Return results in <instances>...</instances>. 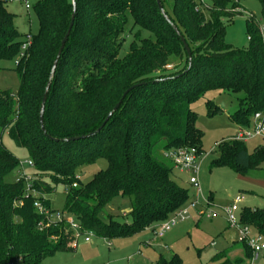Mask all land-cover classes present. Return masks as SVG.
<instances>
[{"label":"trees","instance_id":"16d2710c","mask_svg":"<svg viewBox=\"0 0 264 264\" xmlns=\"http://www.w3.org/2000/svg\"><path fill=\"white\" fill-rule=\"evenodd\" d=\"M7 1L0 0V59L18 56L24 39ZM196 1L173 0L169 9L160 0L188 44V64L179 35L156 0H75L74 22L44 105L43 132L41 97L72 6L71 0H33L38 29L16 61L19 89L0 90V264H41L55 252L74 249L65 221L44 226V216L33 206L37 198L54 211L43 197L52 184L65 187L64 211L98 237L131 236L159 224L188 201L187 190L176 182L174 167L161 150L192 146L201 152V132L190 102L207 89L239 94L229 117L243 126L264 108V0H257L261 28L251 16L247 19L248 46L241 49L224 43L223 18L241 14L229 13V0H203L206 16L202 8L195 9ZM141 31L148 34L140 36ZM128 35L133 39L123 49ZM135 83L141 84L124 96L94 135L52 139L95 131ZM206 104L210 115L221 111L210 100ZM5 131L27 151L33 168L30 185L39 196L26 193L23 178L4 180L19 163L2 143ZM97 158L106 167L79 181L77 168ZM263 160V147L248 153L242 141L229 140L220 144L214 165L240 171L257 168ZM117 196L130 200L129 222L101 218L104 206ZM239 215L264 237V207H242Z\"/></svg>","mask_w":264,"mask_h":264},{"label":"rangeland","instance_id":"374dc122","mask_svg":"<svg viewBox=\"0 0 264 264\" xmlns=\"http://www.w3.org/2000/svg\"><path fill=\"white\" fill-rule=\"evenodd\" d=\"M24 1L28 8H25ZM166 1L170 9L173 0ZM32 2L33 0H8L5 4L6 9L15 15V24L23 38L24 34H35L38 29ZM196 3L205 11L206 16L207 12L203 9L205 5L199 0ZM208 4L210 5L209 1ZM226 9L229 13L241 14L223 18L224 43L236 49L246 48L247 19L251 16L261 28L258 1L229 0ZM147 34L148 32L141 31L140 36ZM131 39V35L126 37L123 49ZM17 59V55L11 59H0V90L9 89L13 93L18 91L19 77L15 70ZM237 96L239 94L207 89L203 95L190 102V108L195 114V125L201 132L202 154L199 158L198 187L188 184L186 173L175 168L172 172L176 182L187 190L188 201L182 206L187 208L186 218L166 229L161 236L155 234L158 231L156 225H150L131 236L109 239L98 237L94 233H82L76 237L74 249L55 252L42 259L41 264H222L224 259L215 258L216 254L236 238L235 229L228 224L222 209L240 194L244 198L239 205L264 207V160L257 168H244L240 171L228 165H214L220 156V144L232 140L237 132L238 125L229 117V113L237 108ZM208 100L218 105L221 111L210 115L206 104ZM1 139L6 149L19 161L18 166L5 175L4 180L13 182L22 173L30 175L33 168L27 164L30 160L27 151L16 146L6 131L2 133ZM243 143L248 153H252L258 147L264 148V136H253ZM106 165L103 158H97L79 166L76 175L79 181L86 182ZM64 188L60 183L52 184V190L44 193L43 197L49 201L50 209L62 213L63 219L68 221L72 216L64 211ZM190 202L195 203V208L188 207ZM130 209L129 198L117 196L104 206L101 218L107 220L110 217L120 223L129 222ZM207 213L216 215L208 217ZM253 234L252 232L251 235ZM84 236L89 237L88 242L84 241ZM212 242L214 245H211Z\"/></svg>","mask_w":264,"mask_h":264},{"label":"built area","instance_id":"2783aa9c","mask_svg":"<svg viewBox=\"0 0 264 264\" xmlns=\"http://www.w3.org/2000/svg\"><path fill=\"white\" fill-rule=\"evenodd\" d=\"M25 2V1H24ZM201 4H203V0H199ZM199 5V4H198ZM28 4L25 2V8H28ZM195 9H199V7L196 5ZM31 34L27 33L24 35L23 42L20 45V52L18 55V58L23 56L24 51L27 49L30 40H31ZM253 136H264V108L255 111L249 120L248 125H238L237 132L235 133L234 137H232V140L236 141H245V139L253 137ZM162 156L169 160L173 167L177 169L179 172H184L187 174V182L188 184L192 185L194 188L198 187V181H197V175L199 172V158L202 154V152H198L196 148L190 146V147H171L161 150ZM28 165H32L31 161H27ZM26 182V193L31 194L33 196H39L40 194L30 185V176L22 173L21 177ZM75 183H72V186H75ZM198 192V191H197ZM196 192V194H197ZM198 197V195H197ZM244 196L242 194L236 195L232 202L225 206L222 209V212L227 218V222L230 226H232L237 234L236 240L240 243H243L246 245L250 252H251V258L255 259L257 257V254L259 251L264 249V237L258 232H255L251 226L244 223L240 219V205L239 203L243 200ZM33 206L36 208L37 212L44 216V226H47L51 223L60 222L63 219V214L58 211H50L49 209L45 208V206L42 204V202L35 198L33 199ZM190 208H195V203L190 202L189 206ZM188 215L187 208H179L175 213H173L169 218L163 220L159 224L156 225L157 232L155 234L157 236H161L162 233L168 229L169 227L176 224L178 221L183 220ZM216 213H207L206 216L208 217H214ZM67 229L72 232L73 235V242L72 246L75 247V241L76 237L79 234L86 233L88 235L92 234L91 231L88 230H82L80 228V224L77 220L74 219L72 216L71 220H64ZM40 227L43 226L42 223L38 224ZM254 233L251 235V233ZM84 241L88 242L89 237L84 236ZM214 244L213 242L211 243ZM12 264V263H8Z\"/></svg>","mask_w":264,"mask_h":264},{"label":"water","instance_id":"95a60500","mask_svg":"<svg viewBox=\"0 0 264 264\" xmlns=\"http://www.w3.org/2000/svg\"><path fill=\"white\" fill-rule=\"evenodd\" d=\"M156 2H157V5H158V7L160 9V12L163 15V17L168 21V23L171 25V27L175 31V33L177 35H179L180 41L182 42L183 48H184V50H185V52L187 54V57H188V64H190V62H191V52H190V49L188 47V44L186 43L184 37L182 35H180L179 30L177 29V27L173 23H171V21L168 19L167 15L164 13V10L162 9L161 4H160V0H156ZM71 6L72 7H71V14H70L69 23H68V26L66 28V31H65L61 41H60V44H59V47L57 49L56 55H55L54 60L52 62V66H51V69H50V72H49V76H48V79H47V82L45 84L44 91H43V94H42V97H41L40 112H39V123H40V127L43 130V132H44V128H43L44 105H45L47 93H48V90H49V87H50V84H51V80L53 78L57 63H58L60 55H61V51H62V49H63V47L65 45V42L67 41V38H68V36L70 34V31H71V28H72V25H73V22H74V18H75V14H76V2H75V0H71ZM140 84L141 83H135V84L131 85L130 87L126 88L123 91V93L121 94V96L118 99V101L115 103V105L113 106L111 111L107 114V116L105 117V119L103 120L101 125L95 131L90 132V133H88L86 135H81V136H77V137H67V138H62V139L52 138V139L55 140V141H59V140H61V141H70V140L80 139V138H83V137H88V136L94 135L96 132H98L103 127V125L108 120V118L111 116V114L119 107V105H120L122 99L124 98V96L131 89L139 86Z\"/></svg>","mask_w":264,"mask_h":264},{"label":"crops","instance_id":"0c3cea01","mask_svg":"<svg viewBox=\"0 0 264 264\" xmlns=\"http://www.w3.org/2000/svg\"><path fill=\"white\" fill-rule=\"evenodd\" d=\"M242 207H249V206L240 205L241 209ZM250 208H255V207H250ZM217 257H221L224 259L223 262H227L231 264H264V249L259 251L255 259H252L251 254L249 253L245 245L243 243L238 242L235 238V240H232L229 246L224 247L223 250H221L218 254H216L215 258ZM254 260L256 261L254 262Z\"/></svg>","mask_w":264,"mask_h":264}]
</instances>
